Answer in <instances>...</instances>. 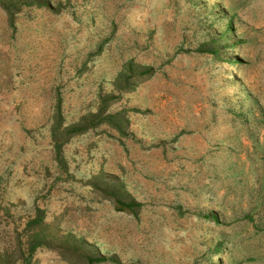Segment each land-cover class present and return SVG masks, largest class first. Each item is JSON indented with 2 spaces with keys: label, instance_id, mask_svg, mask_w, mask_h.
<instances>
[{
  "label": "rangeland",
  "instance_id": "obj_1",
  "mask_svg": "<svg viewBox=\"0 0 264 264\" xmlns=\"http://www.w3.org/2000/svg\"><path fill=\"white\" fill-rule=\"evenodd\" d=\"M88 258L264 264V0H0V264Z\"/></svg>",
  "mask_w": 264,
  "mask_h": 264
},
{
  "label": "trees",
  "instance_id": "obj_2",
  "mask_svg": "<svg viewBox=\"0 0 264 264\" xmlns=\"http://www.w3.org/2000/svg\"><path fill=\"white\" fill-rule=\"evenodd\" d=\"M7 11L10 13V18H11V21H13V16H12V12H11V10L10 9H7ZM201 53H216V51L215 50H209V47H208V44H204L201 48H200V50H199ZM148 70H145L143 73H142V75L140 76V78L141 77H144V75H145V72H147ZM110 118V120L112 121V120H116L117 122H118V125H123V126H125L126 127V125H127V123H128V121L127 120H124V121H122V118L123 117H121V115H116V116H110L109 117ZM119 120V121H118ZM112 125H115V124H112ZM118 125H115L116 127H119ZM73 129V133H78V132H80V130H78V131H74V130H77V129H79V127H73L72 128ZM119 204H122L121 202H118ZM122 205H126V207H132V206H134V205H131V203H124V204H122ZM33 251H35V249L33 250ZM106 259H104V258H88V264H95L96 262H102V261H105Z\"/></svg>",
  "mask_w": 264,
  "mask_h": 264
}]
</instances>
